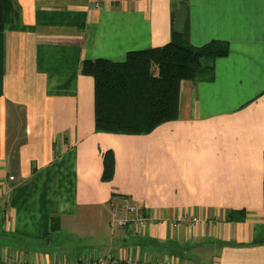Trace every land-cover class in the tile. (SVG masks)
Wrapping results in <instances>:
<instances>
[{
  "label": "crops",
  "instance_id": "obj_1",
  "mask_svg": "<svg viewBox=\"0 0 264 264\" xmlns=\"http://www.w3.org/2000/svg\"><path fill=\"white\" fill-rule=\"evenodd\" d=\"M178 1L17 0L21 22L0 33V255L264 264V0H189L192 44L230 43L216 80L182 82L178 120L150 135L95 130L83 62L165 46ZM128 204L134 219L114 224Z\"/></svg>",
  "mask_w": 264,
  "mask_h": 264
},
{
  "label": "trees",
  "instance_id": "obj_2",
  "mask_svg": "<svg viewBox=\"0 0 264 264\" xmlns=\"http://www.w3.org/2000/svg\"><path fill=\"white\" fill-rule=\"evenodd\" d=\"M21 20L17 0H0V33ZM230 52L228 41L192 44L190 1L179 0L172 12L171 41L165 46L130 52L125 61L106 60L99 68L92 61L83 62L82 74L95 81L96 132L147 136L177 121L182 82L213 83L217 61ZM154 66L160 67L161 77L153 75ZM102 157V180L111 182L116 173L115 153L109 150ZM247 215L246 210L231 211L228 221L245 222Z\"/></svg>",
  "mask_w": 264,
  "mask_h": 264
},
{
  "label": "built area",
  "instance_id": "obj_3",
  "mask_svg": "<svg viewBox=\"0 0 264 264\" xmlns=\"http://www.w3.org/2000/svg\"><path fill=\"white\" fill-rule=\"evenodd\" d=\"M138 208L135 206L125 205L124 211L114 210L113 223L119 226L128 225L134 218H131L130 215L136 213ZM146 221L147 219L144 218ZM144 219L137 218L136 221L138 223H144ZM196 219H193L191 223L194 225L196 223ZM0 264H38L30 261H21L16 258H12L9 256L0 255ZM82 264H137L134 261H129L124 263L120 259H118L115 255L108 254L106 256H101L95 260H90L88 262H84Z\"/></svg>",
  "mask_w": 264,
  "mask_h": 264
},
{
  "label": "rangeland",
  "instance_id": "obj_4",
  "mask_svg": "<svg viewBox=\"0 0 264 264\" xmlns=\"http://www.w3.org/2000/svg\"><path fill=\"white\" fill-rule=\"evenodd\" d=\"M153 75L156 76V77H161V69L159 66H154V69H153ZM130 206H135L137 207L136 205L134 204H128ZM88 262V261H87Z\"/></svg>",
  "mask_w": 264,
  "mask_h": 264
}]
</instances>
